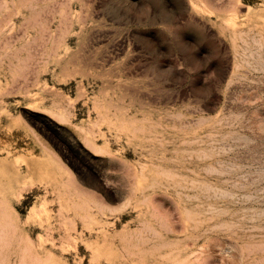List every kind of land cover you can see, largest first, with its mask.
I'll use <instances>...</instances> for the list:
<instances>
[{
	"label": "rangeland",
	"instance_id": "374dc122",
	"mask_svg": "<svg viewBox=\"0 0 264 264\" xmlns=\"http://www.w3.org/2000/svg\"><path fill=\"white\" fill-rule=\"evenodd\" d=\"M0 264H264V0H0Z\"/></svg>",
	"mask_w": 264,
	"mask_h": 264
}]
</instances>
